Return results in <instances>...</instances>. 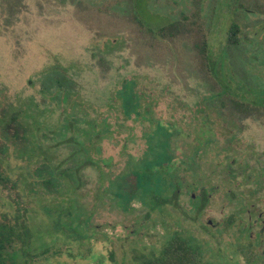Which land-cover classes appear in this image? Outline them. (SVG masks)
I'll return each instance as SVG.
<instances>
[{
	"label": "rangeland",
	"instance_id": "rangeland-1",
	"mask_svg": "<svg viewBox=\"0 0 264 264\" xmlns=\"http://www.w3.org/2000/svg\"><path fill=\"white\" fill-rule=\"evenodd\" d=\"M237 24L239 40L229 44ZM59 70L80 104L74 134L102 161L81 166L80 200L72 192L64 215L57 190L39 193L49 196L41 205L11 188L17 181L26 192L18 179L28 164L11 157L15 147L4 148L0 134L1 168L12 180L0 184V216L33 206L31 229L49 246L28 264H137L174 231L189 235L206 264H264V0H0V108L33 97L38 119L56 130L62 103L41 90ZM88 117L108 126L94 145L85 140ZM69 134L44 128L37 153L78 165L84 155L70 158L79 145L61 141ZM133 161L164 180L146 202ZM166 196V207L157 204ZM148 207L163 210L147 217Z\"/></svg>",
	"mask_w": 264,
	"mask_h": 264
},
{
	"label": "trees",
	"instance_id": "trees-1",
	"mask_svg": "<svg viewBox=\"0 0 264 264\" xmlns=\"http://www.w3.org/2000/svg\"><path fill=\"white\" fill-rule=\"evenodd\" d=\"M239 31L240 28L238 24L231 26L228 33L229 44H236L238 42ZM207 47L208 44L204 41L202 51L207 59L206 66L211 70V67L215 64V62L213 60V56L209 55V47ZM59 71L57 75L54 71H50L52 73H48L46 79L43 80L44 86L41 90L43 94H51L54 100L59 104L62 103L63 111L57 120L56 130L46 127L45 123H41L38 119L40 114L37 105L39 106V104L33 97L23 99L21 96H17L13 102H9L0 108V134L3 137V147L6 148V146L13 145L12 147L15 148H13L10 153L11 157L22 164H28L26 167L24 166V168H26L25 171H20L21 176L18 179L26 192H23L22 188H18L17 181L13 182L9 177V173H5L2 170L1 161L0 184H6L12 181L11 188H16L19 195L22 191V193L25 194L24 196L29 199V202L32 201L34 203L37 201L41 203V205H43L42 203H46V200H49L46 199L47 197L49 198V196L45 195L41 197L38 195L39 193L51 192L50 194H52L57 190L59 193L58 195H60L59 201L62 204V212L64 215H67L74 209V206L71 203L72 192L76 193V195H78V199L80 200L81 195L78 192V189L81 185V166L94 164L99 167L102 159H94L90 157L88 154L89 151L85 147V142L78 140L77 136L74 134L79 121V119L76 118V114L79 112L75 111V106L79 107L80 104L78 100L75 101L77 98V92H75L73 81L69 79L63 71ZM122 91H125L124 88ZM52 109L53 108L45 110L53 112L54 109ZM125 112L126 111L123 110L124 114H126ZM28 118L32 121H27ZM87 122L88 133L85 134V140H87L86 142L89 145H94L96 141L101 140L102 132L104 128H107L108 126L102 118L101 121L89 118L87 119ZM44 128H47L48 131H52L53 133L56 131L61 136H65L66 133L69 132L70 134L67 139L62 138L61 141L67 140L68 143L73 141L79 145L78 149L73 152L70 160L76 158V156L80 153L84 155V159L74 167H64L63 163L56 166L52 164V161H49V158L44 153V149L37 153V136ZM39 145L41 144H38V146ZM37 156H42L44 160L37 164V161L40 160L36 158ZM131 165L132 172H134L137 176V182L143 188V196L145 197L144 202H146L147 198L153 196L151 187L155 184L164 185V180L162 177L155 176L158 174L155 170L146 171L138 168L136 161H133ZM253 172H255L254 168H251L249 171L245 169V178H249ZM113 181H115V179L111 180L109 183H112ZM172 183L174 184V181ZM42 187L46 190L43 191ZM178 194L179 185L173 189L175 199H177ZM202 195L204 198L201 200V203H198L197 201L195 202L198 209L202 208L205 203V200L208 197L207 191L202 192ZM127 200H129V198L126 196V198L122 200V203L126 204ZM156 202L160 206L166 207L171 201L166 196V198L157 199ZM12 204H14V202H12L11 205ZM21 209L22 212L20 211ZM76 209L77 208H75V210ZM36 210L37 209L33 206L27 208H21L18 206L15 210V214L11 218L8 217L7 214H2V217L0 216V264H7L10 257L28 259L34 257V252L36 250L47 251L49 249V246H42L43 241L47 240L39 239L36 232L34 233L31 229V225H33L34 221V215L35 213L37 215L38 212ZM158 210H163V207H148L147 217L151 215V212ZM170 234L171 235L168 238L167 243L158 252L152 251L147 256L141 255V259L140 257L137 259L135 258L137 264H206L204 256L201 254L200 250L193 245V240L189 238V235L183 234L180 231L170 232ZM20 241L28 244V246L24 247L27 249V252L26 250L20 254L18 251L11 252L10 250L13 249L12 247L14 243ZM36 242L39 243L38 246H35ZM12 264H14V262H12Z\"/></svg>",
	"mask_w": 264,
	"mask_h": 264
},
{
	"label": "flooded vegetation",
	"instance_id": "flooded-vegetation-1",
	"mask_svg": "<svg viewBox=\"0 0 264 264\" xmlns=\"http://www.w3.org/2000/svg\"><path fill=\"white\" fill-rule=\"evenodd\" d=\"M261 107H263V106H261ZM259 108V107H258ZM261 109V108H260ZM253 114V113H252ZM236 115V114H235ZM238 115V114H237ZM249 115H251V113L249 112L248 113V115H246V117L247 116H249ZM231 129V128H230ZM230 129H229V132H230ZM230 134V133H229ZM248 212H249V219H252V215H251V209L249 208V210H248ZM258 218H262L261 219V222H262V226H261V230H260V232L261 233H264V215H263V212H261V213H259V215H258ZM257 220V219H256ZM255 220V221H256ZM257 222V221H256ZM52 244H54V243H52ZM51 246V245H50ZM27 259L26 258H21L20 257V259H18V258H9V260L7 261V264H12V262H14V264H28L27 263V261H26Z\"/></svg>",
	"mask_w": 264,
	"mask_h": 264
}]
</instances>
